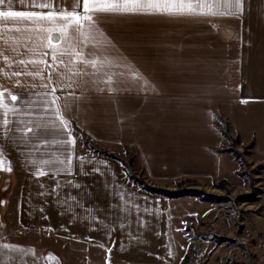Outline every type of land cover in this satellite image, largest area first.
<instances>
[{
	"label": "crops",
	"instance_id": "crops-1",
	"mask_svg": "<svg viewBox=\"0 0 264 264\" xmlns=\"http://www.w3.org/2000/svg\"><path fill=\"white\" fill-rule=\"evenodd\" d=\"M81 2L24 0L21 5L11 0V6L41 10L31 5L52 3L71 11ZM217 4L222 14L177 19L161 35L108 31L112 26L104 21L114 45L109 54L124 58L120 62L138 70L146 85L116 76L115 90L109 92L100 75L73 74L64 65L53 66V81L65 84L57 90L60 102L71 106L64 115L75 137L73 151L54 142L66 141L64 133L41 130L35 136L16 133V139H8L0 127V150L13 169L0 170V220L6 223L13 214L17 225L11 238L3 237L0 228V264L181 263L180 256L173 258L171 236L195 215L193 204L198 202L201 209L206 203L150 194L128 179L121 161L130 159L137 177L161 188L187 180L203 187L221 181L232 184L238 165L231 154L220 152L225 139L218 118L229 124L242 145H252L255 156L264 159V0H243L240 13L229 7L235 0ZM8 6L5 0L0 8ZM18 26L20 32L0 28V89L7 90L6 102L11 92L20 100L39 103L41 97L33 93L46 91L45 83L51 86L52 81L42 78L49 70L40 63L19 61L49 52L45 58L51 62V49L38 47L46 33L25 32L27 22ZM62 58L69 62L68 56ZM16 71L23 74L16 76ZM64 92L73 95L65 97ZM15 103L23 107L19 100ZM17 118L51 128V117L9 114L10 120ZM80 136L93 146L82 144ZM9 178L17 181L16 199L1 198ZM6 207L10 210L4 212Z\"/></svg>",
	"mask_w": 264,
	"mask_h": 264
},
{
	"label": "snow or ice",
	"instance_id": "snow-or-ice-1",
	"mask_svg": "<svg viewBox=\"0 0 264 264\" xmlns=\"http://www.w3.org/2000/svg\"><path fill=\"white\" fill-rule=\"evenodd\" d=\"M21 5L24 0H20ZM5 0H0V5H4ZM9 6L0 8V21H14L13 25H5L0 23V28H15L20 32L24 27L25 32L46 33V35L38 42V47H47L51 49V62L47 57L49 52H41L40 57L30 61L20 60L21 65L26 63H40L49 70L48 75L43 77L47 81H52L51 86L48 83L42 85L46 91L41 93H33L34 96L41 97L39 103L35 100L19 99L18 94L8 92L10 101L6 102L5 93L7 90L0 89V112L3 113V119L0 120L3 135L8 139H16L15 134L21 133L27 138V134L37 135L41 130H54L58 133H64L68 139L57 140L55 143L68 145L67 151L74 150L75 137L71 135V122L64 115L65 110H70L68 103H61V95L57 94V90H63L65 84L53 81L52 68L54 65H64L73 74L80 75H100L103 82L108 85L107 90L113 92L114 77L130 76L133 81H142L147 84V80L134 69L131 64L121 63L124 58L113 57L109 54L108 49L114 47L111 39L103 29V23L111 17L123 16H164L170 19H201L206 16H215L219 13V5L216 0H82L77 9L67 10L66 8H56L52 3H33L31 8L41 10H15L11 6V0H8ZM234 7L237 13L243 11V0H235ZM47 9V11H44ZM231 14V13H229ZM64 47H60L61 44ZM68 56L69 62L66 64L62 57ZM7 60V57H5ZM79 64H83L84 68H78ZM91 69V72L88 69ZM121 68L127 71L115 72L113 69ZM20 76L23 73L16 71L13 73ZM39 74V73H38ZM61 75H63L61 73ZM122 82V81H120ZM19 83V81H17ZM68 84L67 87H72ZM103 91V89H99ZM72 93L64 92L63 96H71ZM19 100L18 107L15 102ZM247 102V101H243ZM38 108L39 112L24 111V108ZM14 116H41L51 117L46 125L39 123L34 124L33 121H25L23 119L10 120L9 114ZM47 143V141H41ZM81 167L83 166V157L79 158ZM69 169L71 167V157L68 158ZM63 163V161H62ZM0 170L12 172L11 161H7L2 150H0ZM99 171V169H95ZM37 175H41L37 171ZM123 198V197H122ZM5 248H12V245L5 244Z\"/></svg>",
	"mask_w": 264,
	"mask_h": 264
},
{
	"label": "rangeland",
	"instance_id": "rangeland-1",
	"mask_svg": "<svg viewBox=\"0 0 264 264\" xmlns=\"http://www.w3.org/2000/svg\"><path fill=\"white\" fill-rule=\"evenodd\" d=\"M105 21L112 26L107 27L108 31L145 36L164 34L169 27L176 25L177 19L164 16H116ZM221 119L218 118L217 122L223 131L225 125ZM228 133L236 142L234 147L244 154L246 171L249 173L247 177L238 175L241 167L231 155L238 165L237 178L232 184L221 181L203 187L196 181L187 180L168 189L201 190L215 198L212 202L201 201L206 203L201 209L198 208V202L193 204L191 207L196 211L195 215L185 221L178 234L171 236L172 255L174 259H179L180 256V264H264V159L259 160L255 156L252 145H242L239 138L232 134L230 126ZM79 140L86 146H93L83 136ZM230 147L233 146L225 141L223 148ZM124 163L132 167L130 159ZM138 178L145 180L141 176ZM7 183L5 185L8 188L3 189L1 198L16 199L17 181L9 178ZM1 206L3 205H0V209H4ZM9 210L6 207L4 212ZM10 217L6 223L0 220V228H3V232H0L5 238L15 235L13 231L17 228L15 215L11 214Z\"/></svg>",
	"mask_w": 264,
	"mask_h": 264
},
{
	"label": "trees",
	"instance_id": "trees-1",
	"mask_svg": "<svg viewBox=\"0 0 264 264\" xmlns=\"http://www.w3.org/2000/svg\"><path fill=\"white\" fill-rule=\"evenodd\" d=\"M219 119H221V118H219ZM223 121H224L225 127H224V130L221 131V133H222L225 141L228 142L233 147H230V148H223L222 147L220 152L230 153L235 158V160L239 163V165L241 167V170L238 171V175L240 177H247V175L249 173H248V171H246L247 170L246 169L247 168V162L244 158V154H241L240 152H238L236 147H234L236 142L233 140L231 135L228 133L229 125L225 120H223ZM119 161H121V160L119 159ZM121 162L123 163V165L125 167L128 179L130 181H132L134 184H136L139 188L143 189L144 191H146L150 194L163 196V197H166V198L171 199V200L179 199V198H182L185 196L196 197L200 201H204V202H212L215 199L214 196L209 195L208 193L201 191V190L177 189L176 191H172V190H168V189L153 187V186L149 185L145 180L139 179L135 175L132 167L125 165V163L123 161H121ZM182 183H184V182H182Z\"/></svg>",
	"mask_w": 264,
	"mask_h": 264
}]
</instances>
